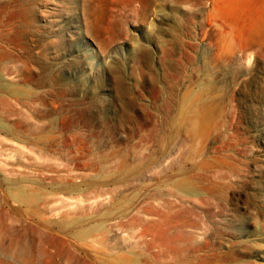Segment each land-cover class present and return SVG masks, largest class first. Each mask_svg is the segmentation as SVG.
Listing matches in <instances>:
<instances>
[{
  "label": "rangeland",
  "instance_id": "obj_1",
  "mask_svg": "<svg viewBox=\"0 0 264 264\" xmlns=\"http://www.w3.org/2000/svg\"><path fill=\"white\" fill-rule=\"evenodd\" d=\"M0 264H264V0H0Z\"/></svg>",
  "mask_w": 264,
  "mask_h": 264
},
{
  "label": "bare ground",
  "instance_id": "obj_2",
  "mask_svg": "<svg viewBox=\"0 0 264 264\" xmlns=\"http://www.w3.org/2000/svg\"><path fill=\"white\" fill-rule=\"evenodd\" d=\"M25 140V139H24ZM50 143V142H49ZM42 146V145H41ZM48 147V146H47ZM50 147V146H49ZM76 149H78V148H76ZM81 150V149H80ZM60 151V150H59ZM63 151V150H62ZM71 151V150H70ZM61 152V151H60ZM84 152V151H83ZM70 154V153H69ZM75 154V153H74ZM80 155V154H79ZM87 156V155H86ZM78 157V156H77ZM79 158V157H78ZM76 159V158H75ZM73 160V159H72ZM77 160V159H76ZM81 160V159H80ZM83 160H85V159H83ZM75 161V160H74ZM70 163V162H69ZM60 172V171H59ZM62 172V171H61ZM83 184V183H82ZM76 185H78V186H80V184H76ZM84 185V184H83ZM49 187V186H48Z\"/></svg>",
  "mask_w": 264,
  "mask_h": 264
}]
</instances>
